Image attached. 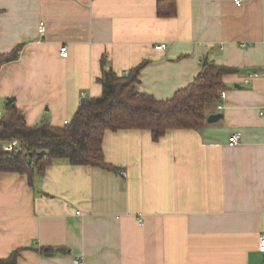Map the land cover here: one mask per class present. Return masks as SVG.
Segmentation results:
<instances>
[{
    "label": "crops",
    "instance_id": "1",
    "mask_svg": "<svg viewBox=\"0 0 264 264\" xmlns=\"http://www.w3.org/2000/svg\"><path fill=\"white\" fill-rule=\"evenodd\" d=\"M158 1L0 0V54L22 45L0 68V111L13 99L27 126L69 122L82 93L101 94L103 70L125 76L143 63L136 89L157 101L187 87L204 59L236 70L223 77V110L206 109L222 119L200 130L158 141L106 132L104 158L121 174L65 160L32 179L0 174V259L264 264V0H175L170 18L157 16ZM232 133L240 143L229 147Z\"/></svg>",
    "mask_w": 264,
    "mask_h": 264
},
{
    "label": "trees",
    "instance_id": "2",
    "mask_svg": "<svg viewBox=\"0 0 264 264\" xmlns=\"http://www.w3.org/2000/svg\"><path fill=\"white\" fill-rule=\"evenodd\" d=\"M156 8L158 17H173L175 0H160ZM21 48L22 45H17L9 53L0 54V68L16 61ZM142 67L143 63L125 76L103 70L98 80L101 94L81 100L72 119L62 127L51 126L46 121L27 126L14 100H5L0 117V174L18 173L32 179L34 173L43 175L54 160L119 173L120 169L104 158L102 143L106 132L144 130L153 141H158L168 131L200 130L207 120L206 109L225 89L223 77L236 72L207 61L187 87L168 100L157 101L136 89ZM12 140L18 141L20 152L3 150ZM40 252L52 256L63 250L42 248ZM18 256L19 251H15L0 259V264H17Z\"/></svg>",
    "mask_w": 264,
    "mask_h": 264
},
{
    "label": "built area",
    "instance_id": "3",
    "mask_svg": "<svg viewBox=\"0 0 264 264\" xmlns=\"http://www.w3.org/2000/svg\"><path fill=\"white\" fill-rule=\"evenodd\" d=\"M234 4L236 6H240L243 2V0H233ZM38 32L40 35H43L44 32H45V26L43 23H40L39 24V27H38ZM166 45L165 44H159L157 46H155L154 48L156 50H163L165 49ZM59 53H60V56L63 57V58H66L67 55H68V52H67V48L65 46L61 47L60 50H59ZM256 75H249L247 79H245L244 83L246 85H249L251 83V80L252 78H254ZM83 99H87L86 95L84 93L81 94V100ZM226 99V92L224 90H221L218 94V97H217V106H216V109L218 112H221L223 110V101ZM0 117H1V112H0ZM68 122L65 121L64 122V125H66ZM240 143V134L239 133H232L228 140H227V145L229 147H234V146H237L238 144ZM3 150L8 152V153H11V152H20V149H19V143L18 141L16 140H12V141H9L4 147H3ZM124 176V174H123ZM258 251L260 253H264V234L260 235L259 239H258ZM73 264H80L79 261H74Z\"/></svg>",
    "mask_w": 264,
    "mask_h": 264
},
{
    "label": "water",
    "instance_id": "4",
    "mask_svg": "<svg viewBox=\"0 0 264 264\" xmlns=\"http://www.w3.org/2000/svg\"><path fill=\"white\" fill-rule=\"evenodd\" d=\"M207 62V59H204V64ZM219 119H222V114L221 113H218V114H215V115H210L208 118H207V122L208 123H212V122H215Z\"/></svg>",
    "mask_w": 264,
    "mask_h": 264
},
{
    "label": "rangeland",
    "instance_id": "5",
    "mask_svg": "<svg viewBox=\"0 0 264 264\" xmlns=\"http://www.w3.org/2000/svg\"><path fill=\"white\" fill-rule=\"evenodd\" d=\"M1 112V111H0Z\"/></svg>",
    "mask_w": 264,
    "mask_h": 264
}]
</instances>
